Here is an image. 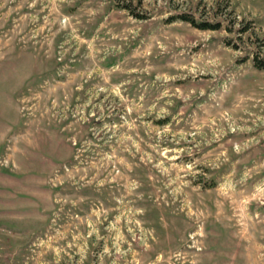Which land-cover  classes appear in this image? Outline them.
Here are the masks:
<instances>
[{
    "label": "rangeland",
    "instance_id": "1",
    "mask_svg": "<svg viewBox=\"0 0 264 264\" xmlns=\"http://www.w3.org/2000/svg\"><path fill=\"white\" fill-rule=\"evenodd\" d=\"M255 60L264 0H0V264H264Z\"/></svg>",
    "mask_w": 264,
    "mask_h": 264
},
{
    "label": "trees",
    "instance_id": "2",
    "mask_svg": "<svg viewBox=\"0 0 264 264\" xmlns=\"http://www.w3.org/2000/svg\"><path fill=\"white\" fill-rule=\"evenodd\" d=\"M181 17H182L181 19L184 20V21H187V22L190 21L185 16H181ZM190 23L193 24V22H190ZM196 27L199 28V29H211V30H213V29H217L218 26L216 24H213V25L211 24L210 25V24L198 23V24H196ZM254 66L257 67V68H260V69H264V62L255 60Z\"/></svg>",
    "mask_w": 264,
    "mask_h": 264
}]
</instances>
